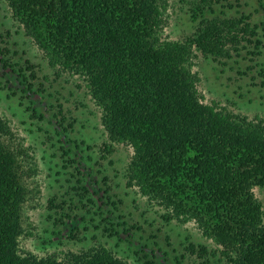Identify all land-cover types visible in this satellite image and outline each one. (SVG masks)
<instances>
[{
  "label": "trees",
  "instance_id": "trees-1",
  "mask_svg": "<svg viewBox=\"0 0 264 264\" xmlns=\"http://www.w3.org/2000/svg\"><path fill=\"white\" fill-rule=\"evenodd\" d=\"M6 1L52 68L86 78L104 113L110 143L102 150L132 147L127 186L166 208L167 220L195 222L227 264H264V210L253 192L264 189V122L233 120L204 104L192 72L195 51L218 62L254 46L264 60V15L210 17L215 6L239 0H193L196 33L179 43L159 37L165 0ZM255 3L264 14V0ZM3 62L34 92V64ZM3 132L0 120V264H64L18 252L26 178ZM188 250L210 254L194 244ZM65 264L125 263L102 248Z\"/></svg>",
  "mask_w": 264,
  "mask_h": 264
},
{
  "label": "rangeland",
  "instance_id": "rangeland-1",
  "mask_svg": "<svg viewBox=\"0 0 264 264\" xmlns=\"http://www.w3.org/2000/svg\"><path fill=\"white\" fill-rule=\"evenodd\" d=\"M164 4L166 25L160 39L189 42L197 29L191 18L193 0ZM231 4L215 6L210 17L246 14L253 22L262 20L264 14L256 12L255 0ZM4 50L6 55L0 54L2 140L17 153L27 190L20 255L65 264L105 248L125 264H227L222 247L206 238L195 222L167 220L166 208L139 188L127 186L133 149L127 143H113L112 153L102 150L110 143L104 113L86 78L52 68L15 20L7 1L0 0V53ZM254 51V46L248 47L218 62L195 51L192 72L204 104L233 120L260 124L264 122V60ZM3 59L17 67H25L27 60L36 66L34 92L26 91ZM253 192L264 210V189L255 187ZM190 244L207 247L210 254L192 255Z\"/></svg>",
  "mask_w": 264,
  "mask_h": 264
}]
</instances>
